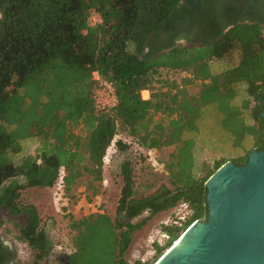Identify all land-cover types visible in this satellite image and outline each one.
<instances>
[{
    "label": "trees",
    "instance_id": "1",
    "mask_svg": "<svg viewBox=\"0 0 264 264\" xmlns=\"http://www.w3.org/2000/svg\"><path fill=\"white\" fill-rule=\"evenodd\" d=\"M182 2L0 0V209L24 216L15 239L29 248L32 264L48 258L52 241L20 193L51 189L60 178L62 212L75 203L71 199L80 188L90 193L85 201L93 207L91 197L103 191L106 150L130 148V142L114 140L117 135L128 137L142 153L171 147L161 165L167 186L135 197L133 160L122 159L114 216L101 206L78 218L66 214L71 252L56 264H128L124 255L131 235L144 224L133 220L184 205L189 217L179 226L160 227L166 241L153 244L151 261L133 263L153 264L190 224L203 219L208 177L225 162L242 163L249 151L264 149L262 28L235 24L190 42L201 47L177 48L170 21ZM90 13L99 23L89 25ZM233 52L235 64L213 73L212 66L226 65ZM161 71L186 75L176 81L161 77ZM94 75L113 88L115 105L107 112L93 107ZM238 92L242 98L235 104ZM205 109L215 115L216 128L208 150L215 152L225 139L230 153L245 152L210 155L209 162L194 159L188 135L197 132ZM31 141L33 152L22 153V143ZM14 258L0 242V264Z\"/></svg>",
    "mask_w": 264,
    "mask_h": 264
},
{
    "label": "rangeland",
    "instance_id": "2",
    "mask_svg": "<svg viewBox=\"0 0 264 264\" xmlns=\"http://www.w3.org/2000/svg\"><path fill=\"white\" fill-rule=\"evenodd\" d=\"M237 55L233 52L226 62L216 64L212 66V72L217 73L222 69L235 64ZM161 77H168L171 80H179L186 74L178 72L161 71ZM94 75V79H95ZM238 96L235 97L233 102L239 103L242 98V92H238ZM142 97L148 98V93H142ZM215 115L211 110L205 109L203 111V121L198 124V129L195 134L188 135L194 141L195 148H193V156L197 161L209 162L210 155L214 158L220 156L235 157L242 154L245 151H228L227 142L222 140L218 149L211 153L208 149L210 146V140L213 142L216 135V128L214 123ZM76 132H78L76 130ZM120 139L123 142L129 143L130 148L124 153H118L111 145L106 150V154L103 160L102 179H103V191L99 194L91 197L92 206L87 205L89 203L85 201V196H90V193L83 188L78 189L73 194L75 201L68 207L67 212H62L59 205L60 201H57V197L53 195L56 192V186L51 189H35L30 188L20 193V201L25 204H30L35 207L38 217L40 218V227L47 233V236L52 241V250L48 258L40 262L39 264H56V260L63 261L65 256L71 252L70 248V232L68 229V222L66 214H70L75 218L83 216L89 212L92 208L94 210L97 206H101L103 213L110 216H114L115 201L118 192V179L116 178V170L118 164L124 158H131L133 168V180L135 197L145 196L152 194L160 185L167 186L166 174L161 168L167 160L171 147L163 148L161 150H151L142 153V150L136 148L135 144L129 140L123 134L117 135L114 140ZM245 148H249L248 143L244 145ZM36 147L35 143L25 142L22 143V153H32ZM203 150L205 152L203 153ZM228 151V152H227ZM237 153V154H236ZM142 156L145 158L143 159ZM210 164V163H208ZM64 204L63 206H65ZM5 209H0V238L7 244L15 254L13 264H32V253L29 248L15 239L18 234V227L25 223L23 215H19L18 220L9 219L7 217ZM189 211L182 204L177 205L173 209L156 214L152 217H148L147 213H142L139 217L133 220V223L144 220L143 226L134 231L131 235L130 244L125 252L124 259L128 264H133L135 261L149 262L154 257L155 252L153 244L162 246L166 241V236L160 231L161 226H179L189 217ZM8 219V220H6Z\"/></svg>",
    "mask_w": 264,
    "mask_h": 264
},
{
    "label": "water",
    "instance_id": "3",
    "mask_svg": "<svg viewBox=\"0 0 264 264\" xmlns=\"http://www.w3.org/2000/svg\"><path fill=\"white\" fill-rule=\"evenodd\" d=\"M261 107L264 125V99ZM202 201L203 219L153 264H264V149L221 165L205 181Z\"/></svg>",
    "mask_w": 264,
    "mask_h": 264
},
{
    "label": "flooded vegetation",
    "instance_id": "4",
    "mask_svg": "<svg viewBox=\"0 0 264 264\" xmlns=\"http://www.w3.org/2000/svg\"><path fill=\"white\" fill-rule=\"evenodd\" d=\"M244 23L257 24L264 32V0H185L170 21L171 36L177 48L201 47V43L191 46L190 42L212 36L217 31L225 33L233 25ZM7 217L19 218L8 214ZM0 242L13 252L1 238Z\"/></svg>",
    "mask_w": 264,
    "mask_h": 264
},
{
    "label": "built area",
    "instance_id": "5",
    "mask_svg": "<svg viewBox=\"0 0 264 264\" xmlns=\"http://www.w3.org/2000/svg\"><path fill=\"white\" fill-rule=\"evenodd\" d=\"M88 22L89 25H94L96 23H99V18L96 14L90 13ZM95 81L97 84L92 92L93 107L97 111L107 112L108 110H111L115 105L113 88L110 83L101 81L97 77H95ZM141 98L147 99V96L146 98L141 96ZM54 186H56V192H53V195H55L57 197V201H60L61 203L59 205V208L63 207V205L65 204V199L63 198V189L60 178L57 180Z\"/></svg>",
    "mask_w": 264,
    "mask_h": 264
},
{
    "label": "crops",
    "instance_id": "6",
    "mask_svg": "<svg viewBox=\"0 0 264 264\" xmlns=\"http://www.w3.org/2000/svg\"><path fill=\"white\" fill-rule=\"evenodd\" d=\"M142 93H146V94H147V92H146V91H142Z\"/></svg>",
    "mask_w": 264,
    "mask_h": 264
}]
</instances>
